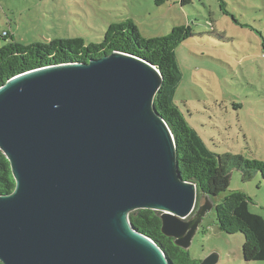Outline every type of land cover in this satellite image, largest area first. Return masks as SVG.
Instances as JSON below:
<instances>
[{
	"label": "water",
	"instance_id": "water-1",
	"mask_svg": "<svg viewBox=\"0 0 264 264\" xmlns=\"http://www.w3.org/2000/svg\"><path fill=\"white\" fill-rule=\"evenodd\" d=\"M162 75L113 52L52 65L0 87V150L15 190L0 195L2 264H170L130 214L161 213L162 233L189 250L204 216L157 112ZM211 256L200 264H217Z\"/></svg>",
	"mask_w": 264,
	"mask_h": 264
},
{
	"label": "rangeland",
	"instance_id": "rangeland-1",
	"mask_svg": "<svg viewBox=\"0 0 264 264\" xmlns=\"http://www.w3.org/2000/svg\"><path fill=\"white\" fill-rule=\"evenodd\" d=\"M127 20L147 40L166 37L174 27L193 29L195 36L176 52L177 106L217 156L264 162V0H166L162 6L155 0H0V47L69 38L99 44L109 25ZM235 191L247 194L251 211L264 216L262 176L245 183L233 169L227 192L197 199L191 219L202 209L204 216L189 248L194 259L264 264L246 262L244 236L217 226L216 206Z\"/></svg>",
	"mask_w": 264,
	"mask_h": 264
},
{
	"label": "trees",
	"instance_id": "trees-1",
	"mask_svg": "<svg viewBox=\"0 0 264 264\" xmlns=\"http://www.w3.org/2000/svg\"><path fill=\"white\" fill-rule=\"evenodd\" d=\"M186 0H182L184 4ZM162 6L166 0H155ZM195 33L190 26L174 27L166 37L144 39L132 20L109 25L99 44H86L83 38L55 39L48 43L23 45L9 41L0 47V87L18 75L52 65L85 63L113 52L139 57L160 71L162 87L154 104L167 123L176 143L179 172L187 182L195 184L198 197L217 198L227 192L233 169L241 172L242 181L250 182L259 173L264 181V162L246 161L243 157L217 156L211 152L195 129L186 122L175 101L180 83L177 49ZM3 38L6 39L4 36ZM16 188L10 162L0 150V195ZM252 199L235 191L216 206L217 226L226 234L241 233L246 262H264V216L254 214ZM130 221L140 233L157 243L170 264H200L189 250L175 244L162 233L161 213L140 210L130 214ZM0 264H2L0 262Z\"/></svg>",
	"mask_w": 264,
	"mask_h": 264
}]
</instances>
